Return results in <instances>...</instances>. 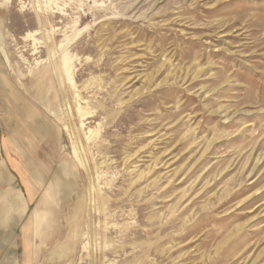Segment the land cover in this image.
I'll use <instances>...</instances> for the list:
<instances>
[{
  "label": "rangeland",
  "instance_id": "374dc122",
  "mask_svg": "<svg viewBox=\"0 0 264 264\" xmlns=\"http://www.w3.org/2000/svg\"><path fill=\"white\" fill-rule=\"evenodd\" d=\"M48 187L57 216L35 228ZM263 249L264 0H0V264Z\"/></svg>",
  "mask_w": 264,
  "mask_h": 264
},
{
  "label": "bare ground",
  "instance_id": "6f19581e",
  "mask_svg": "<svg viewBox=\"0 0 264 264\" xmlns=\"http://www.w3.org/2000/svg\"><path fill=\"white\" fill-rule=\"evenodd\" d=\"M70 39H72L71 37H70ZM68 42L70 41V40H67ZM67 42V43H68ZM61 45V44H60ZM66 45V44H65ZM63 48H64V46H63ZM62 48V49H63ZM66 48V47H65ZM56 50V49H55ZM64 52V51H63ZM64 55H65V52L63 53ZM63 55V57L61 58L62 60L61 61H59V65L57 66V60H55L54 59V63L52 64L51 63V67H56L55 69H56V71H55V76L57 77V80L59 81V83H61L64 79H65V75H67L68 74V68H67V66H68V64H69V60H68V57L67 56H64ZM51 59V58H50ZM56 64V65H55ZM70 65H71V63H70ZM69 65V66H70ZM65 67V68H64ZM45 71V70H44ZM51 71V74L54 72V70L52 69V70H50ZM65 72V73H64ZM69 75V74H68ZM167 76V75H166ZM176 76V75H175ZM67 77V76H66ZM68 77H70V76H68ZM196 77H198V76H196ZM196 77H194V78H196ZM51 78H53L52 77V75H51ZM151 80H152V76H151V78H148L147 79V81L150 83L151 82ZM175 80H176V78H175ZM149 83H148V86H149ZM147 86V89L149 88ZM145 88V87H144ZM49 89L50 90H52L53 89V87L51 86V85H49ZM139 91V90H138ZM138 91H136V93H138ZM148 91V90H147ZM139 94H141V93H139ZM132 97V96H131ZM77 112H78V123H80V125L82 126L83 124H84V122L87 120V119H94L95 117L94 116H91V117H88V115H90L91 113L90 112H83V110H82V108H77ZM216 112V111H215ZM87 116V117H86ZM85 117H86V119H85ZM91 133V132H90ZM89 133V136H87L86 137V141H88V142H90L91 140H92V138H94L95 136H96V133H91L90 134ZM54 135H56L55 133H54ZM73 158H77L78 160H79V162H80V166H82V167H85L86 168V166H87V163H84L83 161H81V159L78 157V154H76L75 152H74V154H73V156H72ZM259 159H260V157L258 158V159H256L255 161H254V163H253V167L249 170V175L250 174H252V172H253V170L255 169V167H256V165H257V162L259 161ZM140 178H141V176H140ZM139 178V179H140ZM46 212H48V210L46 211ZM44 211L42 210L40 213H36V214H33L32 215V222L34 223V227L36 228V225L37 226H45L46 224H47V221H46V219L44 218ZM244 228V226H241V227H239V228H237V230H236V232H239V231H241L242 229ZM76 228H75V225H71V227L68 229L69 231H68V237H67V242L69 243V242H72V240H74L75 239V237H77L76 236V234H77V232H76V230H75ZM235 232V233H236ZM235 233L233 232L231 235H230V237H232L233 235H235ZM262 251H264V249L262 250ZM258 255H260V253L258 254ZM258 255H256V257H258Z\"/></svg>",
  "mask_w": 264,
  "mask_h": 264
},
{
  "label": "crops",
  "instance_id": "0c3cea01",
  "mask_svg": "<svg viewBox=\"0 0 264 264\" xmlns=\"http://www.w3.org/2000/svg\"><path fill=\"white\" fill-rule=\"evenodd\" d=\"M15 190H17V189H15ZM8 194H10V196L12 197L11 198V201H12V203H14L15 204V199H14V197L12 196V194L11 193H9L8 192ZM58 196L54 193V192H52V187L50 188V187H48L47 188V190L45 191V193H44V196H43V199H40L39 200V205H42V207L41 208H39V209H44L43 211L45 212L44 213V218H46L47 220V224H46V227H50V223H49V217H48V212H50V216H52V215H56L57 213H55L54 211H53V214H52V211H51V209H53V207H54V205L56 204V198H57ZM9 200H10V198H9ZM23 200H24V198H23ZM23 205V204H22ZM37 206H38V204H36ZM44 205V206H43ZM45 206H48L49 208H51V209H49V208H47V209H45ZM12 207H14L15 208V206H12ZM38 210V209H37ZM48 210V212H46ZM42 210H38V212H36V213H40ZM57 216V215H56ZM42 227H44V226H41V228ZM52 228V227H51Z\"/></svg>",
  "mask_w": 264,
  "mask_h": 264
}]
</instances>
